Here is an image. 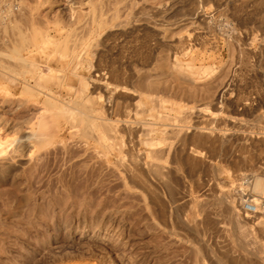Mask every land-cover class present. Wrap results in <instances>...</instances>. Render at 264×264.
Wrapping results in <instances>:
<instances>
[{"label": "rangeland", "instance_id": "374dc122", "mask_svg": "<svg viewBox=\"0 0 264 264\" xmlns=\"http://www.w3.org/2000/svg\"><path fill=\"white\" fill-rule=\"evenodd\" d=\"M251 175L264 0H0V264H264Z\"/></svg>", "mask_w": 264, "mask_h": 264}, {"label": "bare ground", "instance_id": "6f19581e", "mask_svg": "<svg viewBox=\"0 0 264 264\" xmlns=\"http://www.w3.org/2000/svg\"><path fill=\"white\" fill-rule=\"evenodd\" d=\"M196 11V8L195 9H192V11ZM195 13V12H194ZM192 14H193V12H192ZM187 79H189L190 81H192V82H194L195 80H194V78H192V77H188ZM101 85H103V83H101ZM107 85V87L105 86V90H108L109 89V86H108V84H106ZM103 87H104V85H103ZM224 89V88H223ZM222 90V89H221ZM219 93V92H218ZM216 97V96H215ZM219 97V96H218ZM217 97V98H218ZM221 97V96H220ZM220 99V98H219ZM198 114V113H197ZM195 130V129H194ZM194 130H192V131H194ZM197 131L199 130V129H196ZM191 131V132H192ZM190 132V131H189ZM189 132H188V134H189ZM196 132V131H195ZM199 133L200 134H202V132L199 130ZM205 133V132H204ZM197 134V133H196ZM199 134V135H200ZM205 135V134H204ZM207 135V134H206ZM205 135V136H206ZM205 136H203V134H202V139H203V137H204V139H205ZM241 136V135H240ZM201 137V136H200ZM208 137V136H207ZM244 139V138H243ZM197 140V139H196ZM250 140V139H249ZM197 142V141H196ZM203 142V141H202ZM205 143V142H204ZM202 144V143H201ZM199 146H200V144H199ZM201 152V151H200ZM190 155H191V157H192V160L194 159V158H200V160H202L201 158L202 157H204V155L202 154V157H201V154L198 152V151H193V150H191L190 151V153H189ZM142 159V158H141ZM141 159H140V157H138V156H134V157H132V159H131V165H132V169H131V174H135L136 172H138V169H139V166H142V162H141ZM204 159V158H203ZM242 159V158H241ZM196 159H194V161H195ZM198 160V159H197ZM196 160V161H197ZM200 160H199V162H200ZM243 160V159H242ZM244 161V160H243ZM251 161V160H250ZM198 162V161H197ZM253 162V161H252ZM251 162V163H252ZM191 163V162H190ZM192 163H193V161H192ZM201 163V162H200ZM245 163H246V161H245ZM250 163V164H251ZM243 164V163H242ZM242 164H241V166H242ZM247 164H249V163H246V165ZM191 165V164H190ZM143 167H144V169H146V171L147 172H149V173H152V174H154V173H157L158 171H156V164L153 162V161H151V162H147V164H145V166L143 165ZM193 167V166H192ZM191 167V168H192ZM158 170V169H157ZM262 170V169H261ZM261 173H263V172H261ZM151 174V175H152ZM244 176H246V175H244ZM248 177H250V179H251V181L250 180H248L247 179V181L249 182L250 181V186H252L251 188L253 189V191H255V192H259V191H262V193L264 194V180L263 179H260V178H258L256 175H251V176H248ZM249 184V183H248ZM243 193H245V192H243ZM242 192H241V194L242 195H244ZM185 195V194H184ZM250 196V195H249ZM187 197V196H186ZM251 197V196H250ZM249 198V197H248ZM238 199H240V202H241V200H243L242 199V196H240V197H238ZM215 200V199H214ZM218 200V199H217ZM200 201V200H199ZM199 201H198V203H199ZM208 201H210V200H208ZM219 201V200H218ZM211 202V201H210ZM209 202V203H210ZM223 202V201H222ZM253 204H254V206H255V209L258 211V213H259V211L260 210H263L264 209V201L262 200V201H260L259 199H253ZM202 203V202H201ZM208 203V202H207ZM235 203H237V202H235V199H232V200H230V201H227L226 202V206H225V210H226V212L225 213H227L231 218H235L236 217V215H237V212H236V209H235ZM224 204V203H223ZM201 206H202V204H200ZM222 205V204H221ZM205 205H203L202 207H204ZM224 206V205H223ZM209 207H211V205L209 206ZM205 208V210L206 209H210V208ZM217 207V206H216ZM173 208V207H172ZM176 208V207H175ZM217 208H219V206L217 207ZM221 208V207H220ZM219 208V209H220ZM223 208V207H222ZM176 210H177V208H176ZM223 210V209H222ZM198 211V210H197ZM200 211H201V207H200ZM199 211V212H200ZM208 211V210H207ZM213 211V210H212ZM210 212V211H209ZM215 212V211H214ZM216 212H218V211H216ZM191 213V212H190ZM205 213V212H204ZM173 214H175V213H173ZM208 214V213H207ZM211 214V213H210ZM217 214H220V211H219V213H217ZM216 214V215H217ZM223 214V213H222ZM226 214V215H227ZM177 215V214H176ZM190 215V214H189ZM192 215V214H191ZM190 215V216H191ZM212 215V214H211ZM178 216V215H177ZM188 216V215H187ZM189 216V217H190ZM213 216V215H212ZM179 217V216H178ZM186 217V216H185ZM189 217H188V220H185L184 219V217H182L184 220L181 222L180 221V223H181V226H183L184 228H186V229H188L189 230V232H191V233H194L195 235H197V232H196V229H195V227H196V225H195V223L197 222H195V218L194 219H191V220H189ZM207 217H209V216H206L205 217V219L207 218ZM216 217V216H215ZM227 218H228V216H226ZM245 218H248V216H244ZM175 218H177V217H175ZM181 218V217H180ZM211 219V218H210ZM215 220H217V219H215ZM242 220V219H241ZM244 220V219H243ZM175 221H176V219H175ZM179 221V220H178ZM199 221V220H198ZM210 221V220H209ZM212 221H214L213 219H212ZM219 221V220H218ZM236 221V220H235ZM239 221V220H238ZM239 222H241V221H239ZM178 223V222H177ZM211 223V222H210ZM219 223V222H218ZM217 223V224H218ZM208 224V223H207ZM237 224H238V222H237ZM240 224V223H239ZM241 224H242V222H241ZM178 225H179V223H178ZM177 225V226H178ZM205 225V224H204ZM198 227V226H197ZM196 227V228H197ZM211 227V226H210ZM209 227V228H210ZM179 228V227H178ZM206 228V227H205ZM198 230V229H197ZM204 230V232H205V229H203ZM184 232V231H183ZM187 232V231H186ZM207 232V231H206ZM205 232V233H206ZM200 233V232H199ZM193 234V235H194ZM190 235V234H189ZM191 236V235H190ZM189 236V237H190ZM206 236V235H205ZM192 238H193V236H191ZM194 237H196V236H194ZM245 238L247 237V236H244ZM243 237V238H244ZM241 238H242V236H241ZM193 240V239H192ZM191 240V241H192ZM196 240V239H195ZM206 242V241H205ZM197 244V243H196ZM206 244V243H205ZM204 244V245H205ZM203 244H202V246H204ZM202 246H200V247H202ZM202 249V248H201ZM206 251H209V250H206ZM223 253V252H222ZM224 254V253H223ZM209 255V254H208ZM211 255H212V253H211ZM210 255V256H211ZM233 255V254H232ZM209 257V256H208ZM217 257V256H216ZM227 257V256H226ZM229 257H231V256H229ZM236 257V256H235ZM234 257V258H235ZM218 258V257H217ZM222 258V257H221ZM223 258H225V257H223ZM239 258V257H238ZM210 259V258H209ZM212 259V258H211ZM210 259V260H211ZM233 259V258H232ZM240 259V258H239ZM222 259H220L219 261H221ZM231 260V259H230ZM232 261V260H231ZM223 262V261H222ZM230 262V261H229ZM238 261H235V263H237ZM245 262V261H244ZM243 262V263H244ZM216 263V262H215ZM224 263V262H223ZM217 264V263H216ZM219 264V263H218ZM234 264V263H233ZM237 264H240V263H237ZM247 264V263H246Z\"/></svg>", "mask_w": 264, "mask_h": 264}, {"label": "built area", "instance_id": "2783aa9c", "mask_svg": "<svg viewBox=\"0 0 264 264\" xmlns=\"http://www.w3.org/2000/svg\"><path fill=\"white\" fill-rule=\"evenodd\" d=\"M252 201L253 200H246L240 205L242 214L251 218L258 214Z\"/></svg>", "mask_w": 264, "mask_h": 264}]
</instances>
